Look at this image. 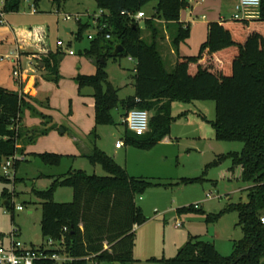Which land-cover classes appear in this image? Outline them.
Returning a JSON list of instances; mask_svg holds the SVG:
<instances>
[{
  "label": "trees",
  "instance_id": "16d2710c",
  "mask_svg": "<svg viewBox=\"0 0 264 264\" xmlns=\"http://www.w3.org/2000/svg\"><path fill=\"white\" fill-rule=\"evenodd\" d=\"M22 1L4 0L2 10L17 12ZM95 2L104 11L102 21L107 27L82 51L94 58L95 74H79L76 81L81 89H93L96 125H114L112 112L118 107L122 109V117L134 108L145 109L151 113L149 131L142 136L128 132L124 142L145 149L169 135L177 119L172 112L175 102L213 100L216 103V119L212 121L215 138L244 143L242 152H230L219 160L230 158L232 167L228 174L252 184L247 190L248 200L230 203L219 214L208 216V220L214 222L224 213L238 214L243 238L234 242L232 254L223 256L213 242L191 236L176 257L153 259L161 264H264V223L261 220L264 217V0L258 18L210 22L207 40L199 53L192 56L178 53L180 45L191 35V26L180 21L181 11L187 6L185 0ZM153 2V14L145 18L150 36L145 38L140 21L133 16L145 12V6ZM79 23L77 39L82 40L88 25ZM165 32L178 54L172 68L167 67L160 50L159 42ZM107 34L111 35L110 39ZM117 45H122L124 50L113 56ZM60 55L59 49L50 51L40 61L48 72V80L57 82L60 78ZM120 56L136 61L135 94L125 99L119 97V89L109 81L106 71L108 60ZM27 98V94L0 87V166L5 158L23 151L19 146L21 139L25 143L44 132L23 127L21 113L22 108L29 105ZM41 157L51 163L60 159V155L52 154H41ZM88 158L92 165H101L107 176L70 170L66 176L55 180L50 189L37 192L42 200V235L55 242L64 240L65 251L73 257L71 264L134 262L135 227L149 220L136 204V197L161 184L130 176L98 147ZM199 181L201 177L184 178L177 184ZM59 186L73 188L72 202L54 200ZM10 205L8 200L7 207ZM194 207H183L179 211L198 209ZM47 252L52 254L56 250ZM36 264L54 262L41 259Z\"/></svg>",
  "mask_w": 264,
  "mask_h": 264
},
{
  "label": "rangeland",
  "instance_id": "374dc122",
  "mask_svg": "<svg viewBox=\"0 0 264 264\" xmlns=\"http://www.w3.org/2000/svg\"><path fill=\"white\" fill-rule=\"evenodd\" d=\"M3 1L0 0V9ZM154 5L153 2L145 6L147 17L153 14ZM206 9L197 14V20H203L201 17L205 14L207 21H213L209 20L212 19L210 14L217 9L211 6ZM101 12L95 0H23L17 12L5 13L9 23L0 25V87L8 89L14 84L15 62L12 57L20 54L12 51L15 48L14 30L30 40L39 38L37 35L40 34L45 44L53 50L61 49L57 46L58 40H62L66 47L61 50L59 80L43 78L39 85V96L27 98L29 105L22 108L23 127L44 132L36 134L31 141H19L23 150L19 154L24 153L25 159L15 163L12 158L9 175L6 176L0 166V245H8L15 228L19 230L16 239L29 246L46 244L47 239L41 231L42 200L37 192L50 189L55 180L66 176L70 170L107 176L101 165H92L88 158L98 147L124 167L130 176L161 184L148 188L136 197V204L143 209L149 221L142 225L136 236L134 262L123 264H161L153 258L176 257L178 250L191 236L213 242L223 256L231 255L234 242L243 238L238 214L224 213L214 222H210L208 216L219 214L230 203L248 200L247 190L252 184L228 174L232 167L230 158L219 160L230 152H242L244 143L215 138L212 121L216 119V103L213 100L175 102L172 112L177 119L172 123L169 135L145 149L124 143L128 132L135 133L128 131L121 107L112 112L114 125H96L93 89H81L76 77L94 73V58L82 51L90 44L88 34L94 32L95 16ZM78 13L87 14L82 18V23L88 25L83 31L82 40L77 39L80 23L74 15ZM66 15L73 16V19L67 20ZM140 25L144 30L143 36L149 38L150 31L145 19L140 20ZM164 34L167 38L168 34ZM162 41L160 44L163 43L161 46L164 47L169 42ZM67 49L74 50L75 55L66 56ZM20 55L24 64L28 56ZM135 69L136 61L128 56L110 58L107 62L109 81L119 89L121 99L134 94ZM89 119L90 124L87 123ZM117 142L123 143L121 150L116 149ZM41 154L60 155V159L57 163L47 162ZM6 161L5 158L1 165ZM200 177L202 181L196 183L177 184L184 178ZM2 178L10 181H3ZM8 200L10 207L4 204ZM54 200L59 203L72 202L73 188L57 187ZM196 204L199 206L196 210L179 211L183 207L193 208ZM20 205L24 210L17 209ZM149 232L154 234L152 246L156 247L154 253H157L151 257L146 256L147 252H142L145 243L141 240Z\"/></svg>",
  "mask_w": 264,
  "mask_h": 264
},
{
  "label": "crops",
  "instance_id": "0c3cea01",
  "mask_svg": "<svg viewBox=\"0 0 264 264\" xmlns=\"http://www.w3.org/2000/svg\"><path fill=\"white\" fill-rule=\"evenodd\" d=\"M185 1L187 2V6L185 7V9L181 11L180 21L184 24H188L191 26V35L186 42L180 45L178 53L181 56H192V55H197L199 53L201 45L207 40L208 24L210 22L223 21L226 19L233 18V14L235 11L234 10L235 5L239 2V0H185ZM210 6L211 8L217 9V11L212 12L210 14L212 19H209V20H213V21H207V17H206L207 15L205 14H203L201 17L203 20H197L196 19L197 14L202 13L204 9L210 8ZM5 23H9L8 20L5 19ZM67 31L70 32V29H67ZM42 33H44V31ZM13 36H14V42H15L14 47L15 48H13L12 51L14 52L18 51L20 54H25L28 56V59L23 64L22 56L20 55L22 80H18L14 76V72H13V76L15 78L14 84H11L7 88L8 89L10 88L9 90H12V91L27 94L28 97L39 96L40 81H42L43 78H46L48 80V72L44 68L39 69L37 66L40 64L41 59L46 54H48L49 51H56L58 49L53 50L50 46H47L42 39L43 37L41 38L40 34L37 35L39 38L30 40L28 38L26 39L22 37L20 32H16L14 30ZM162 40H163L162 42L169 41L167 42V44H165V47L161 46V44L163 43L160 44L159 42V44H160L161 53L167 63V67L172 68L176 63L178 54L175 52V50L172 47L169 35H167V38L165 36ZM62 49L63 48L59 50L61 51ZM65 53H66V56L70 55L68 54L67 51H65ZM95 72H96V67H95L94 73L84 74V75H93L95 74ZM48 81H51V80H48ZM133 89H134V94H135L134 85H133ZM92 96H93V93H92ZM94 118H95V99H94ZM87 123L90 124L91 120L89 119ZM33 126L34 125L29 126V127H33ZM116 149L121 150L122 147L116 148ZM22 155L24 156V153ZM142 225L135 227L136 236L139 233V231H141L140 228L142 227ZM153 237H154V234L152 232H149L145 238L141 237V240H143L145 243V246L144 245L142 246V252L143 253L147 252L146 256H149V257L156 256L157 254V253H154V250H156V247L152 246ZM149 238H150L151 243H149Z\"/></svg>",
  "mask_w": 264,
  "mask_h": 264
},
{
  "label": "built area",
  "instance_id": "2783aa9c",
  "mask_svg": "<svg viewBox=\"0 0 264 264\" xmlns=\"http://www.w3.org/2000/svg\"><path fill=\"white\" fill-rule=\"evenodd\" d=\"M262 0H239L235 5V11L233 14V19H253L260 15ZM4 5V1L2 2ZM104 11L102 10L100 15L95 16L94 21V32L88 34L89 40H94L98 33L107 27V23L102 21ZM87 16L84 14H76L74 18L78 22H82V18ZM136 20H142L147 18L145 12L140 11L133 16ZM66 19H73V16L66 15ZM5 23V12L0 9V25ZM107 39L111 38L110 34L106 35ZM57 46L60 48L66 47L65 43L62 40L57 41ZM68 54L74 55L75 52L72 49H67ZM15 69L14 76L18 80H22V71L20 64V54L14 55ZM38 65V64H37ZM21 94V93H20ZM150 119L151 113L145 109L134 108L130 110L127 115L124 117V123L127 125V128L135 133L138 136L146 134L150 129ZM123 147L122 142L116 143V148ZM13 160H24L25 157L21 154H16L14 157L8 158L3 167L4 173L9 175V168L12 166L11 159ZM208 197H211L210 194H207ZM198 204L195 205V208H198ZM19 211L24 210L23 206H18ZM264 223V217L261 218ZM180 226V223L177 224V227ZM67 230V228H65ZM19 235V230L17 228L13 229L10 236V241L8 245H0V264H36V261L41 259H51L54 264H71L73 257H71L64 247V240L53 241L52 239L47 240L46 244L41 246H29V244L16 239V236ZM48 250H56L52 254L47 252Z\"/></svg>",
  "mask_w": 264,
  "mask_h": 264
},
{
  "label": "water",
  "instance_id": "95a60500",
  "mask_svg": "<svg viewBox=\"0 0 264 264\" xmlns=\"http://www.w3.org/2000/svg\"><path fill=\"white\" fill-rule=\"evenodd\" d=\"M123 50H124V47H123L122 45H117V46L115 47L114 52H113V56H116L117 54H119V53L122 52ZM102 62H105V61L102 60ZM40 67L43 68V67H44V64H43V63H40ZM4 204L7 206V205H8V201H6ZM117 264H119V263H117Z\"/></svg>",
  "mask_w": 264,
  "mask_h": 264
}]
</instances>
